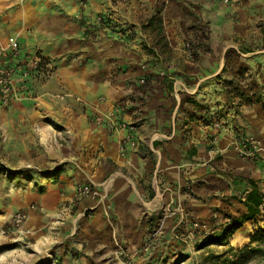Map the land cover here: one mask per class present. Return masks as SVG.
I'll return each instance as SVG.
<instances>
[{"label":"crops","instance_id":"crops-1","mask_svg":"<svg viewBox=\"0 0 264 264\" xmlns=\"http://www.w3.org/2000/svg\"><path fill=\"white\" fill-rule=\"evenodd\" d=\"M116 2L87 0L81 7L76 0H0V35L18 36L24 54L39 50L52 66L56 65L48 79H33L24 98L7 107L0 102V113H30L28 126L33 124L44 134L39 141L28 138L23 152L35 147L44 164L61 166L47 183L62 188L64 196L73 195L77 182L99 183L110 178L105 182L112 207L120 199L117 204L128 211L135 207L145 209L148 215L175 198H185L180 190L186 179L199 176L205 188L203 205L197 209L201 208V215L207 219L211 211L240 217L247 207L239 198L256 187L263 200L261 212L229 238L228 246L249 244L253 231L264 226V160H242L231 144L240 134H252L264 145V42L260 49L247 48L251 56L244 60L246 76L239 77L234 69L240 82L235 93L228 94L215 79L223 68L222 59L198 64L186 60L189 67L178 70L173 85L169 76L161 84L154 74L153 85L140 88L138 80L159 67L150 64L143 71L140 66L118 71L113 67L117 61L124 66L142 63L147 59L143 51L130 60L124 53L118 54L125 46L111 40L105 33L110 32L108 29L86 38L74 18L82 11L89 19L107 13L117 21H137L126 11L125 0ZM232 74L223 77L232 79ZM101 94L110 99L104 109L117 105L128 124L143 118L136 128L132 126L138 147L128 148L125 157L120 154L124 132L112 133L106 125L89 123L88 110L74 98L92 101ZM217 120L221 126L214 125ZM213 138H217L215 143ZM125 169L134 176L125 175ZM212 170L218 173H210ZM223 195L232 196L224 200ZM62 199L61 195L58 205ZM58 205L55 214L64 223L61 227H66L71 214L61 215ZM100 214L101 207L85 220Z\"/></svg>","mask_w":264,"mask_h":264},{"label":"rangeland","instance_id":"rangeland-1","mask_svg":"<svg viewBox=\"0 0 264 264\" xmlns=\"http://www.w3.org/2000/svg\"><path fill=\"white\" fill-rule=\"evenodd\" d=\"M116 1L123 0H111V3L117 5ZM124 3L126 11L137 17L136 22L117 21L107 13L89 19L77 12L74 18L79 21L86 38L98 36V32L108 29L110 32L105 31L106 35L125 46L118 54L122 52L130 60L135 54L141 56L139 52L143 51L147 59L139 65L127 66L117 61L113 67L118 71L123 67L136 70L138 66L143 71L150 64L159 67L156 72H149L138 80L140 88L153 85L154 74H157L155 81L161 84L166 83L165 78L169 76L173 85L178 70L189 67L186 60L198 64L207 59H222L223 68L215 79L228 94L235 93L240 82L234 69L238 70L239 77L246 76L248 70L244 60L251 56L247 48L260 49L264 42V0H125ZM99 16H102L101 20ZM152 18L154 21L150 22ZM160 22L163 30H160ZM228 72L233 73L232 79L223 77ZM74 98L88 110L89 123L96 127L105 125L97 122V117L100 111H105L104 104L110 102L107 95H98L92 101ZM14 113H0V264H127L117 251V243L129 250V264H210L209 252L221 253L228 248L212 244L199 249L197 244L180 242L174 236L180 214L169 212V208L173 210L180 206L187 216L185 228L191 219L207 222L217 218L211 211V217L205 219L200 213L201 208L197 209L203 205L205 188V182L199 176L186 179L180 190L185 198H175L176 203L171 206V201L160 205L151 214L135 207L128 211L126 206L117 204L118 199L109 217L101 208L102 214L93 220L84 219L74 224V217L70 216L67 226L61 227L64 223L58 222L61 217L55 212L59 198L64 196L63 189L47 183L49 175L60 165L44 164L35 147L23 152L28 138L39 141L44 132L33 124L31 128L28 126L30 113ZM141 121L143 118H138L129 124L136 128ZM28 164L31 167H27ZM123 173L134 176L127 169ZM210 173L218 172L212 170ZM231 196L223 195V198L228 200ZM32 203L45 206V211L31 214L24 232L15 231L10 225L11 216ZM188 204L191 207H187ZM158 221L164 222L163 227L156 238L150 239ZM245 264H264V257H253Z\"/></svg>","mask_w":264,"mask_h":264},{"label":"built area","instance_id":"built-area-1","mask_svg":"<svg viewBox=\"0 0 264 264\" xmlns=\"http://www.w3.org/2000/svg\"><path fill=\"white\" fill-rule=\"evenodd\" d=\"M77 3L84 7L87 0H76ZM83 15L82 11L78 12ZM102 19V16H99ZM191 55V50H188ZM54 70L50 60L39 50L30 54H24L21 42L16 35L1 36L0 35V102L7 107L14 100L22 99L28 95L31 89V82L34 78L42 79L49 78ZM97 122L105 124L112 132H124L121 138L120 154L125 156L128 148L137 146L133 127L121 118V111L117 105H112L105 111H100L97 117ZM215 126H221V121L214 122ZM214 143L217 138H213ZM233 152L242 160H264V145L262 141L252 134H240L235 137L231 144ZM246 199V194L242 196V200ZM175 202L171 201L169 206ZM60 214H71L74 217L73 222L76 224L80 220L91 218L94 212L101 207L106 216H110L112 204L110 202V194L107 182L95 183L93 181L77 182L74 186L73 195L71 197L64 196L59 204ZM169 212L179 213V219L176 220L174 226L175 238L186 244H197L208 235L213 233L215 226L220 224V220L214 223L205 222L199 219H194L187 223V216L182 211L180 206L168 209ZM45 211V206L32 203L28 208L17 210L10 219L11 228L15 231L24 232L23 228L29 221L31 214ZM215 217H218L216 215ZM225 222H229L230 218H225ZM58 222L63 224L62 219ZM163 221H158L156 227L150 234V239L156 238L163 227ZM212 224L213 227H212ZM117 251L120 256L129 264L131 254L129 250L120 243H117ZM51 264H54L52 262Z\"/></svg>","mask_w":264,"mask_h":264},{"label":"trees","instance_id":"trees-1","mask_svg":"<svg viewBox=\"0 0 264 264\" xmlns=\"http://www.w3.org/2000/svg\"><path fill=\"white\" fill-rule=\"evenodd\" d=\"M152 18L150 21H153ZM160 30H162V24L160 22ZM61 166H59L55 171H52L49 178L55 176L59 173ZM246 207L247 212L242 214L240 217H235L230 213H222L220 217L222 220L217 218H212L208 222H212L213 220H220V224L215 226L216 229L213 233L208 235L205 239L200 242H197L198 248L202 249L206 246L215 244V245H226L229 244V238L233 236V234L240 229L245 222L247 221H255L258 214L261 212L260 205L263 200L257 191L256 187L249 192L246 196L245 200H241ZM225 218H230L229 222H225ZM255 244V245H253ZM264 226H258L250 236V243L242 246L241 248H236L234 246L229 245L228 248L221 252H209L207 255L209 257L210 264H245L253 257L260 256L264 257Z\"/></svg>","mask_w":264,"mask_h":264}]
</instances>
